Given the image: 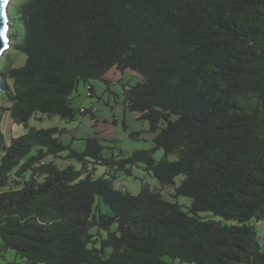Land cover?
<instances>
[{"label": "trees", "instance_id": "obj_1", "mask_svg": "<svg viewBox=\"0 0 264 264\" xmlns=\"http://www.w3.org/2000/svg\"><path fill=\"white\" fill-rule=\"evenodd\" d=\"M10 4L24 62L0 74V122L8 112L24 132L0 131V250L20 261L0 264H264V0ZM110 70L139 79L118 82L153 148L124 156L95 132L79 151L65 128L29 124L79 114L95 125L94 106L71 98L80 84L92 98ZM138 164L160 190L183 176L171 197L189 198L186 210L148 185L115 188Z\"/></svg>", "mask_w": 264, "mask_h": 264}, {"label": "rangeland", "instance_id": "obj_2", "mask_svg": "<svg viewBox=\"0 0 264 264\" xmlns=\"http://www.w3.org/2000/svg\"><path fill=\"white\" fill-rule=\"evenodd\" d=\"M14 1L15 0H12L11 3ZM9 8L11 10V4ZM9 31L11 46L0 58V74L5 73L8 66L17 67L24 62V55L14 48L21 42L22 29L20 26H18V28L17 26L15 27L12 23ZM104 78L108 80L109 85L100 80L91 81L94 87V95L92 98L87 97V87L83 86V84L78 86L77 92L74 93L71 98V106L76 110L81 107H89L91 104L94 106V115L98 119L95 125H93L94 121L91 120L89 116H81L79 114L76 115L74 121L70 122L59 120L57 117L52 119L42 117V123L31 121L29 124L37 128H44L49 125H57L65 128L69 132L63 136V141L68 143L71 141V138H74L73 147L79 151H82L84 148L83 139L93 135L95 132L98 133L97 136L101 139L100 143L104 147L115 146L118 150L123 152L124 156L130 155L134 150L153 148L152 134L148 132L147 122L138 120V115L130 112L124 106L122 87L118 82V80L121 79L122 83L129 80L131 84H135L139 79L129 70L124 71V74L116 70H110L105 74ZM5 80L8 84L11 83V80L7 76H5ZM1 105L2 101L0 98V106ZM114 120L116 121L115 123H113ZM0 131L4 135L5 140L9 142L10 137L21 135L24 129L13 124L8 112H2ZM129 132H140V136L138 139H131L128 136ZM118 150H113L112 152L117 155ZM104 152H108V149H105ZM162 156L163 151L160 149L155 150L153 153L155 160L161 159ZM169 159H173V157H169ZM105 172L106 168L103 166H96L94 177L100 175L107 177ZM182 178L183 176L181 175L177 176L174 179V186H178ZM113 185L115 188L127 191L131 194H137L142 185H148L151 189L160 190L157 180L145 171L143 164L133 166L130 176L122 172L119 173ZM174 186L167 187L160 191L167 199L176 201L183 210H186L190 205V199L183 196L177 197V199L172 198L171 194H173ZM95 205L99 207L102 213H111L110 209L102 202L99 203L96 201ZM254 225L257 230L259 241L262 242L264 238V219L258 223H254ZM1 255L4 258L1 257ZM13 260L20 261L13 250H0V262Z\"/></svg>", "mask_w": 264, "mask_h": 264}, {"label": "water", "instance_id": "obj_3", "mask_svg": "<svg viewBox=\"0 0 264 264\" xmlns=\"http://www.w3.org/2000/svg\"><path fill=\"white\" fill-rule=\"evenodd\" d=\"M12 0H9L7 5H3L2 11L4 15L0 17V31L4 32V36L0 37V58L4 54V52L11 46L10 45V37H9V30H10V16H9V6ZM3 4V0H0V5ZM0 86V92H1Z\"/></svg>", "mask_w": 264, "mask_h": 264}, {"label": "snow or ice", "instance_id": "obj_4", "mask_svg": "<svg viewBox=\"0 0 264 264\" xmlns=\"http://www.w3.org/2000/svg\"><path fill=\"white\" fill-rule=\"evenodd\" d=\"M9 2V0H3V4L0 5V17H2L4 15L3 11H2V7L3 5H7ZM4 36V32L3 31H0V37H3Z\"/></svg>", "mask_w": 264, "mask_h": 264}]
</instances>
